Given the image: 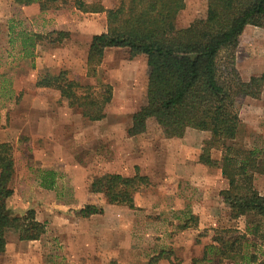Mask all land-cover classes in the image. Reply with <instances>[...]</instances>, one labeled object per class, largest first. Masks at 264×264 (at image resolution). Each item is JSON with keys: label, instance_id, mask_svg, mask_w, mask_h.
<instances>
[{"label": "rangeland", "instance_id": "1", "mask_svg": "<svg viewBox=\"0 0 264 264\" xmlns=\"http://www.w3.org/2000/svg\"><path fill=\"white\" fill-rule=\"evenodd\" d=\"M0 2V138L2 132L6 133L11 126L9 112L16 109L13 101L2 94L3 82L7 77L11 78V86L22 97L31 94L28 98L30 101L32 96H38L55 103L59 109L67 107L72 111V117L67 122L64 121L63 126H33L41 134L37 140L32 141L28 135L30 126L26 127V134H20L17 142H8L13 157V174L9 182L13 194L7 200V213L22 217L29 210L34 211V216L38 211L42 213V221L46 231L50 233L66 227L63 230L64 238L51 236L46 240L44 251L50 256L47 262L72 264L71 259L75 255L79 257V261L84 260L83 264L87 260H91L89 264H107L110 260L146 264L151 256L161 252L163 257L156 264H230L226 261L217 262L212 255L209 260L203 259L204 245L218 232L222 236H228L230 234L224 233L225 230L240 231L243 227V218L232 219L229 206L220 196V191L228 186L221 169L204 165L198 159L195 162H184L177 145L178 137H164L153 120L147 121L144 133L131 137L129 141L124 139L131 124V115L145 103V55L130 57L127 48H108L104 51L99 65H90L86 60L88 45L94 35L106 31V18L105 22L95 18L92 22L87 21L86 26L82 24L81 28L77 23L72 30H63L56 28L57 16L61 13L62 18L66 19L65 15L74 14L73 7L69 5L42 14H38L36 8V12L31 11V14L24 15L22 6L12 0ZM113 3L112 0H102L105 8H110ZM182 4L175 18L178 28L189 25L195 18L203 15L207 0H182ZM71 16L74 20V15ZM78 20L80 22L81 19ZM10 21L16 30L25 29L48 35L52 39H56V35L52 34L54 31H63L65 34L60 41L53 43L40 40L37 43L39 47L34 48L33 57H22L18 51L17 40L9 42ZM260 27L251 25L249 32L240 35V56L250 57L252 52L256 58L264 55V28ZM249 63L248 60L247 64ZM236 68L243 75L249 72L247 67L241 65V61L236 63ZM61 70L65 71L68 78L89 84L90 96L97 102L107 96L106 85L111 87L112 96L104 106L103 119L89 120L81 115L77 106L68 105V101L59 96L58 90L36 87L35 82L46 71L58 73ZM246 99L243 98L239 104L240 126L237 137L227 143L244 149H259V161L264 166L262 107L256 102L250 104ZM45 109L48 111V106ZM20 112L26 111H19L17 114H21ZM32 112L35 116L44 110L32 109ZM112 127L115 131L110 133L108 130ZM18 128L21 132L24 127ZM97 131L102 132V135L98 136ZM17 132L12 131L13 135ZM197 133L201 153L208 135L201 130H197ZM54 136L58 139L57 144L52 141ZM49 146L58 148L57 165L53 169L57 172L56 185L50 190H40L37 187L40 186L38 176L40 171L47 170L42 165L47 163L44 151H48ZM135 151L137 155L133 156ZM209 153L212 159L219 157L215 160H220L222 152L219 148H210ZM115 163L119 165L123 175L130 176L131 173L133 175L138 172L146 175L151 182V185L135 195L138 205L135 208L124 205L109 206L100 193L89 191L91 178L103 172L114 171ZM192 174L196 175L195 179ZM251 182L264 195V173L253 174ZM86 203L107 207L105 212L103 210V213L97 215L98 218L94 216L85 220L89 227L79 222L81 217L76 215V211ZM45 207H53L56 211L55 220H48L46 214L51 212L45 210ZM97 219L100 221L97 222ZM184 223H187L186 227H183ZM78 229H81L83 236L80 243L88 249L86 254L78 253L80 243L74 238L72 240L70 234V231ZM93 235L101 239L104 248L98 249L97 255L92 257L89 247ZM5 239L11 250L20 240L14 230L7 231ZM22 243H26V240H22ZM109 250L119 252L121 256H110L112 254H109Z\"/></svg>", "mask_w": 264, "mask_h": 264}, {"label": "trees", "instance_id": "2", "mask_svg": "<svg viewBox=\"0 0 264 264\" xmlns=\"http://www.w3.org/2000/svg\"><path fill=\"white\" fill-rule=\"evenodd\" d=\"M26 6L36 3L40 12L69 5L84 12H105L106 31L90 40L86 60L99 65L108 48H127L130 57L145 55L147 84L145 103L131 115L128 136L144 133L147 121L153 120L166 138L183 137L188 128L207 133L198 161L221 169L228 181L220 191L222 200L230 208L232 219L243 218L240 231L218 232L203 247V259L209 256L217 262L230 264H264V195L252 185L253 174L264 173L259 161L260 150L244 149L234 140L239 131L240 101L245 97L258 98L264 73L244 80L236 68V47L247 25H264V0H207L203 15L189 25L178 28L175 18L182 8V0H112L105 8L102 0H12ZM8 25L9 42L17 40L22 57H33L40 40L60 41L63 31H54L56 39ZM9 81L4 80L2 94L13 95ZM36 87L58 90L68 105L77 106L83 117L100 120L105 116L104 106L111 99V87L101 102L90 96L89 84L68 78L65 71H46L35 82ZM82 90V91H81ZM21 94H18L20 97ZM210 148H219L220 160L212 159ZM13 174L12 148L0 142V253L5 248V234L18 233L20 240H36L45 232V223L36 220L34 211L22 217L7 213V200L13 194L10 179ZM57 172L42 170L40 186L53 189ZM151 185L146 175L138 172L126 176L103 172L89 182L91 193H100L107 204L135 208V195ZM103 213V206L84 204L76 215L88 217ZM193 218V217H192ZM184 223L183 227H186ZM163 256H151L146 264H156ZM107 264H130L110 260Z\"/></svg>", "mask_w": 264, "mask_h": 264}, {"label": "crops", "instance_id": "3", "mask_svg": "<svg viewBox=\"0 0 264 264\" xmlns=\"http://www.w3.org/2000/svg\"><path fill=\"white\" fill-rule=\"evenodd\" d=\"M0 8H1V2H0ZM36 8H37V13L42 14V12H40V10H39L38 5L35 3L21 7L22 13L24 15L31 14L30 13L31 11L36 12ZM73 9H74V14L65 15L66 19L62 18L61 13L58 14V16H57L58 24L56 25V28L63 29V30H65V29L66 30H69V29L72 30L74 28L73 25L74 24L77 25V23L79 25V28H81L82 24H84L86 26V24L88 25L87 21L92 22L95 20V18H100V20L102 22L103 21L105 22V18H106L105 12H84V11L78 10L76 8H73ZM71 12H73V11H71ZM43 13H46V12H43ZM71 15H74L73 16V17H75L74 20H72ZM81 15L83 16L82 18H81ZM78 18L81 19L80 22H79ZM64 19H65V21H64ZM63 22H66V23H63ZM250 28H251V25H247L244 28L243 32H249L251 30ZM260 28H264V25H262ZM243 32H242V34H243ZM38 44H36V47H39ZM240 52H241L240 51V44L238 42V45L236 47V55H235L236 56V63H239L241 61V65L244 67H247V70L249 71L246 75H243L241 73L240 75L242 76V78L247 77L249 79L251 76H258L257 73H260V72H261V74L264 73V55L258 56L256 58V57H253L254 54L252 52L250 57H243V55L240 56ZM34 53H35V50H34ZM262 54H264V50H262ZM261 58H263V59H261ZM50 60L51 59H49V61ZM248 60L250 61L249 64H247ZM47 64L49 65L50 63H47ZM238 70H239V68H238ZM6 80L9 81V83H10L9 87L12 90L11 94L13 95V97L9 100L13 101L14 105L16 106V109L14 108V110H11L9 112V115H8L9 120H10L9 125H11L12 127L10 126L6 130V133L2 132V134H1L2 138H0V142H9V141H12L13 143L17 142L19 140L20 134H26L25 133L27 131L26 127L29 128L30 126H31V131H29L28 135L30 136L32 141L37 140L39 138L38 136H41V134L39 135V133L32 128L33 126L38 125L39 127H41V126H44L46 124H51L54 126H56V125H62L63 126V124L65 125L64 121L67 122V120H69L72 117V111H70L67 107L59 109L55 103H52L51 101L47 102L46 100L42 99L41 97L32 96L31 101L28 99L31 96V94H27V96L24 95L23 97L21 95L20 97H18V94H21V93L16 92L14 90V88L11 86V78L7 77ZM41 88H44V87H41ZM59 96H60V93H59ZM21 97H22V99L20 101L19 99ZM246 98H247L246 100L248 103L253 104V102H256L259 106L262 107L261 113H262V116L264 119V85H263L262 91H261L258 98H251V97H249V98L246 97ZM249 100H250V102H249ZM47 106H48V111L45 109V107H47ZM39 108H42V110H44V112L41 114L39 113V114L34 116L33 115L34 111L32 112V109H39ZM19 111H26V112H20L21 114H17V112H19ZM22 113H24V114H22ZM239 117H240V115H239ZM263 122H264V120H263ZM19 126L24 127L21 129V132H20V129L18 128ZM12 131L13 132L18 131V132L13 135ZM108 131L110 133H113L115 131V129H114V127H112ZM109 132L107 134H109ZM97 135L98 136L102 135V132L97 131ZM124 137H125L124 139H128V141H129L132 139L131 137H134V136H128V134H125ZM54 138L55 139H52V141H53V143L57 144L58 139L56 138V136H54ZM176 140H178L177 145H179L178 148H179L180 157L182 158V160L184 162L185 161L186 162L187 161L188 162L189 161L195 162V160H197L199 155H200V147H201L199 134L197 133V130L188 128L186 130V132L184 133L183 137L182 138H176ZM61 141H62V139H61ZM57 149H58L57 147L54 149L53 147L49 146L48 151H44V154H46V156H47L45 159V161L47 163H44L42 165L43 167H46L49 170H53V169L55 170L56 169L57 160H58ZM131 151H132V149H131ZM136 155L137 154L135 151L133 156H136ZM196 156H197V158H196ZM215 159H219V157L215 158ZM129 160H130V158H129ZM183 168H184V166H183ZM115 170L112 172L122 174V171L120 170V167H119V165H117V163H115ZM179 172H180V170H178L177 174H179ZM182 173H184V172L182 171ZM187 173H189L188 170H187ZM192 178L195 179L196 175L192 174ZM37 187L40 190H42V188H43L41 186H37ZM26 188H28V185H26ZM43 189H45V188H43ZM48 190H50V189H48ZM136 196L134 198V206L135 207L138 206L136 203ZM107 205L116 206L115 204H107ZM124 206L128 207L126 205H124ZM106 208L103 207L104 212L106 211ZM44 209L50 210V212H51V213L46 214V216H48V220H52V221L55 220L56 211L53 210V207L52 208L51 207H49V208L45 207ZM113 210H115V209H113ZM97 215H100V214H93V215H90L88 217L89 218L94 217V216L97 217ZM41 216H42V213H39L38 211H36V215H35L36 220L43 222ZM79 217H81V216H79ZM88 217H81L79 222H82V224H87V227H89L90 226L89 223L87 221H85V220H87ZM98 221H100V219H97V222ZM85 222H87V223H85ZM66 224H67V228H69L68 226H70V225H69V221H67V216H66ZM63 230H66V227L64 229H59L58 231L54 230L51 233H50V231L48 232L45 230V232L41 235V237L39 239L26 240V243H22V240H18V243H17L18 245L15 248H13L12 250L9 248L8 243L6 242L4 252L0 255V264H49L47 262V258L49 259L50 256L46 255V253H45L46 251H44L45 250L44 244L46 243V240H49L51 238V236L52 237H59V239L64 238V231ZM70 232H71L70 234H71L72 240L74 238L75 241L80 243V240H82V237H83L81 234V229L70 231ZM66 234L68 235V233H66ZM96 234H98V233H96ZM90 242L92 243L89 247L90 252H91L90 256L93 257L94 255H97L99 250H102L104 248L103 247L104 245L102 244L101 239L97 238V235H93V237L90 239ZM80 246L81 247L77 249L78 253L80 252V253L86 254L88 252V249H85L83 243L82 244L80 243ZM111 251L112 250H109V254H112L110 256H115V257L121 256L119 252H111ZM71 260H73L72 264H83V261H84V260L79 261V257H76L75 255L73 256V259H71ZM90 261L91 260H87L86 264H89Z\"/></svg>", "mask_w": 264, "mask_h": 264}]
</instances>
